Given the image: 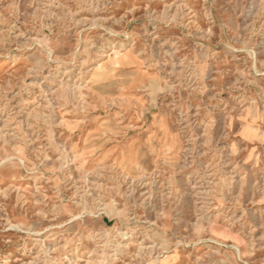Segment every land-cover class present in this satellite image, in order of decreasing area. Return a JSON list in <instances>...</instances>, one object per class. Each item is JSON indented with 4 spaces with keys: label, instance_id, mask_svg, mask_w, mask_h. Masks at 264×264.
<instances>
[{
    "label": "rangeland",
    "instance_id": "1",
    "mask_svg": "<svg viewBox=\"0 0 264 264\" xmlns=\"http://www.w3.org/2000/svg\"><path fill=\"white\" fill-rule=\"evenodd\" d=\"M0 264H264V0H0Z\"/></svg>",
    "mask_w": 264,
    "mask_h": 264
}]
</instances>
